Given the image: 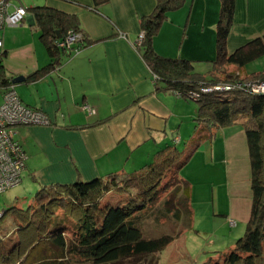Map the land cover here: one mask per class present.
Listing matches in <instances>:
<instances>
[{"label": "crops", "instance_id": "obj_1", "mask_svg": "<svg viewBox=\"0 0 264 264\" xmlns=\"http://www.w3.org/2000/svg\"><path fill=\"white\" fill-rule=\"evenodd\" d=\"M10 1L26 9V14L19 25L0 29V64L6 76L23 75L24 79L11 83L18 98L42 110L49 120L47 124L12 126L13 137L25 154L20 183L38 189L112 171H132L150 161L161 147L176 145L173 138L180 141L182 119L176 105H181L182 96L154 85L133 46L140 18L152 11L154 0H26L25 5ZM33 6L72 17L63 27L53 25L56 37L64 33L59 31L64 27H73L83 36L75 52L59 50L52 67L30 12ZM218 8L219 0H183L180 7L166 12L152 37L153 49L163 56L191 60L193 69L206 76L220 75L211 63ZM263 34L264 0H233L226 51ZM225 68L241 77L248 72L264 73V65L254 70L245 63H231ZM83 103L92 111L83 109ZM191 106L188 114L196 119L198 105ZM245 120L243 113H237L229 123L210 127L208 137L198 119L192 126L185 124L190 141L184 149L193 138L202 137L184 163L197 153L203 158L201 164L222 163V188L219 191L210 185L207 198L214 213L223 216V223L237 226V231L244 227L251 201ZM190 176L184 179L189 182L193 215L195 176ZM219 198L224 200L222 207Z\"/></svg>", "mask_w": 264, "mask_h": 264}, {"label": "trees", "instance_id": "obj_2", "mask_svg": "<svg viewBox=\"0 0 264 264\" xmlns=\"http://www.w3.org/2000/svg\"><path fill=\"white\" fill-rule=\"evenodd\" d=\"M182 3L183 0H154L152 11L139 21L142 38L136 46L133 42V46L150 71L155 86L173 89L185 97L190 90L218 80L264 78L260 71L248 72L241 77L225 68L231 63L241 66L264 52V34L232 52L226 51L233 0H219L214 25L215 52L211 63L214 72L221 76H206L194 70L189 59L158 54L151 45L152 37L166 12ZM30 12L40 28V38L51 59L48 65L52 67L59 51L52 43L57 38L53 25L63 27L72 17L44 6H33ZM67 29L76 30L64 27L59 31L62 33ZM11 77L5 75L0 64V88L11 84ZM196 101V119L207 137L210 127L229 123L237 113L246 116L243 130L250 170L251 201L243 231L232 240L230 247L207 261L212 259L210 264H264L261 254L264 236V94L238 89L224 95L208 91L201 93ZM200 137L199 134L193 138L191 149ZM190 148L181 152L174 144L165 145L155 151L150 161L132 171H112L104 176L38 188L33 202L26 208H8L14 224L12 230L4 229V224L0 223V264L16 261L20 264H155L156 252L178 232L159 230L156 235L153 232L145 234L149 231L141 218L146 217L148 222L145 223L153 226L169 221L189 225L192 216L190 186L186 179L177 175V169L188 157ZM176 180L182 183L180 190L174 185ZM113 189L125 193V197L116 200H121L118 204L100 202L102 195ZM62 195L66 197L64 201ZM55 206H61L62 210L56 212ZM5 211H1L0 218ZM33 245L35 252L30 259L24 257V253L16 260L24 247Z\"/></svg>", "mask_w": 264, "mask_h": 264}, {"label": "rangeland", "instance_id": "obj_3", "mask_svg": "<svg viewBox=\"0 0 264 264\" xmlns=\"http://www.w3.org/2000/svg\"><path fill=\"white\" fill-rule=\"evenodd\" d=\"M16 4L18 1L13 0ZM25 5L26 0H19V3ZM9 27V26H5ZM179 36L176 38L175 46L179 44ZM248 68L261 69L264 65V55H259L254 59H251L245 62ZM259 67V68H258ZM221 76V75H219ZM240 76V75H239ZM222 79V78H221ZM218 81H229V80H218ZM173 95V93H172ZM175 96V95H173ZM181 105H176L177 112L181 114V128L182 131L180 134V141L177 142V138H173L175 141V147L181 152L189 151L191 144L184 149V145L190 141V134L185 131V124H189L192 126L193 121L197 119H191L189 116L190 110L193 109L194 105L195 108L198 105L196 100H192L186 97H179ZM192 108V109H191ZM196 118V116H195ZM188 119V120H187ZM186 120V121H185ZM184 121V122H183ZM191 133V132H190ZM188 149V150H187ZM203 162V158L199 157V153H197L189 163L181 164L180 167L177 169V175L181 178H191L194 175L195 181H193L194 185V193L192 197V206L194 209V213L191 216L189 221V225L185 223L182 225L181 223H169L163 222L158 225H152L145 222L146 217H142L143 226L146 227V230L149 232L147 233H154L156 235L159 233V230L166 231V232H178V235L174 237L169 243H167L161 250L156 252V263L155 264H210V257H214L219 252L227 249L231 246L232 240L237 235L241 234L243 228L237 231V226H228L226 223H223V216L221 214L217 215L215 209H213V203L208 200L207 189L209 186L212 185V188H216L220 191L222 188L221 179H222V172L221 167L222 163L216 162L217 164H201ZM24 176L22 174L21 179ZM25 179V178H24ZM21 181V180H20ZM20 181L11 187L6 188L5 190L0 192V213L1 211H6L1 215L0 223L4 224V229L12 230L13 223L11 222V211L8 210L10 206L14 208H26L28 204L33 202L34 194L37 188L30 187L27 183H20ZM197 181V182H196ZM177 183V184H176ZM171 184V183H170ZM172 185V184H171ZM174 185L177 186V189L180 190L182 183L181 181H175ZM168 187V186H167ZM170 189V187H168ZM167 188V189H168ZM211 188V187H210ZM163 190L160 192V196L167 190ZM63 201L66 199L65 195ZM125 193L117 192L114 189L109 190L104 193L101 197L102 203L105 202H113L118 204L119 198H124ZM224 200L219 198L218 206L222 207ZM62 203V202H61ZM54 210L56 212H60L62 210L61 206H55ZM43 221V219H42ZM180 222V221H179ZM67 221L65 220V224ZM179 224L181 225L179 226ZM69 225V224H67ZM184 226V227H183ZM181 227V229H180ZM42 228V225H41ZM155 228V229H154ZM231 240V241H230ZM23 254L21 253L17 259L22 258V256L27 257L30 259L31 256L35 252V245L29 247H24L22 250ZM261 254L264 261V236H263V244ZM27 252V254H26ZM15 262V261H13ZM17 262V261H16ZM14 264H20L19 263ZM68 264H76L74 262H70Z\"/></svg>", "mask_w": 264, "mask_h": 264}, {"label": "built area", "instance_id": "obj_4", "mask_svg": "<svg viewBox=\"0 0 264 264\" xmlns=\"http://www.w3.org/2000/svg\"><path fill=\"white\" fill-rule=\"evenodd\" d=\"M26 14L22 6L12 4L10 0H0V29L5 26H17L21 23ZM119 36L122 33L117 31ZM142 38V31L135 37V46ZM83 36L78 30L67 29L63 35L53 40V46L59 50L76 51ZM0 41V55H1ZM242 90L252 93L264 94L263 79H235L231 81H216L211 84H202L197 90L192 89L185 96L197 100L201 93L215 91L219 94H226L232 90ZM177 95L180 93L174 91ZM82 108L91 112L92 108L83 103ZM47 115L36 107H30L21 102L12 84L0 88V192L8 187L16 185L20 181V173L24 166L25 154L21 145L13 137L12 126L14 124H47ZM232 222L231 219H229Z\"/></svg>", "mask_w": 264, "mask_h": 264}, {"label": "water", "instance_id": "obj_5", "mask_svg": "<svg viewBox=\"0 0 264 264\" xmlns=\"http://www.w3.org/2000/svg\"><path fill=\"white\" fill-rule=\"evenodd\" d=\"M58 37H60V36H58ZM22 79H24L23 75H21V74H17V75H14V76H12V77L10 78V82H11V83H14V82H18V81H20V80H22Z\"/></svg>", "mask_w": 264, "mask_h": 264}]
</instances>
